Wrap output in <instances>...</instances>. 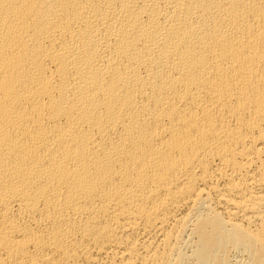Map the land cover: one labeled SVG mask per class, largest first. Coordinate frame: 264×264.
Listing matches in <instances>:
<instances>
[{"label": "bare ground", "instance_id": "6f19581e", "mask_svg": "<svg viewBox=\"0 0 264 264\" xmlns=\"http://www.w3.org/2000/svg\"><path fill=\"white\" fill-rule=\"evenodd\" d=\"M0 264H264V0H0Z\"/></svg>", "mask_w": 264, "mask_h": 264}]
</instances>
